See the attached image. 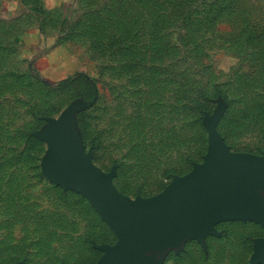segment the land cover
Wrapping results in <instances>:
<instances>
[{
    "label": "rangeland",
    "instance_id": "obj_1",
    "mask_svg": "<svg viewBox=\"0 0 264 264\" xmlns=\"http://www.w3.org/2000/svg\"><path fill=\"white\" fill-rule=\"evenodd\" d=\"M119 1L0 0V264H100L117 244L108 224L111 242L86 240L103 230L82 160L163 226L167 188L215 148L224 184L264 162V0H128L127 38L103 18ZM76 74L91 83L59 89ZM156 263L264 264V223L223 222Z\"/></svg>",
    "mask_w": 264,
    "mask_h": 264
},
{
    "label": "water",
    "instance_id": "obj_2",
    "mask_svg": "<svg viewBox=\"0 0 264 264\" xmlns=\"http://www.w3.org/2000/svg\"><path fill=\"white\" fill-rule=\"evenodd\" d=\"M214 153L207 171L195 175L185 189L177 188V184L167 188L172 187L173 208L164 226L149 217V198L134 200L121 194L112 177L89 159L77 164L75 182L91 184L95 199L85 196L119 239L115 246L104 248L100 264H157L156 260L165 257L170 249L182 248L192 240L204 242L223 222L264 223V162L250 163V181L236 177L224 184L221 179L226 154L223 148H215Z\"/></svg>",
    "mask_w": 264,
    "mask_h": 264
},
{
    "label": "trees",
    "instance_id": "obj_3",
    "mask_svg": "<svg viewBox=\"0 0 264 264\" xmlns=\"http://www.w3.org/2000/svg\"><path fill=\"white\" fill-rule=\"evenodd\" d=\"M174 2H177L179 0H173ZM121 6H124V10H126V12H120L119 14L115 15L116 18L110 14V15H107V10L106 8L109 7V5H104L103 7V18H105V20H109V23H111L112 25H114L115 27H118L117 25V22L118 20H121L120 23H119V26H123L124 23L127 21V18L129 17V14H128V4L130 3L128 0H120L118 2ZM117 3V4H118ZM114 13V12H112ZM121 14V15H120ZM96 27V26H95ZM125 30L122 32H124L126 34V38L128 36V32H129V35L131 34V30L128 31V22H126L125 26H124ZM113 37V36H112ZM118 38L115 37L114 39L111 40L110 44H109V47L110 48H117V47H120L121 44H122V40L121 42H119V44H115L118 40ZM113 46H116V47H113ZM87 80L86 83H91L90 80L88 79V77L86 78V76H84L83 74H76L74 77L72 78H69L67 80H65L64 82H62L60 85H59V89H66V88H69V86L73 83H76L78 82L79 80ZM95 87V85H94ZM95 96L97 94H94ZM7 122L5 123H2L1 122V119H0V150H2V147L1 146H4L3 142H2V132H4V128L6 127V124ZM93 224L95 222V227L103 230V232H98L96 233L95 235H92V234H88L86 240L88 242H93V243H108V242H111V237L114 236L113 232L108 228V226L101 220L100 216L96 213V215L94 216V219H93Z\"/></svg>",
    "mask_w": 264,
    "mask_h": 264
},
{
    "label": "crops",
    "instance_id": "obj_4",
    "mask_svg": "<svg viewBox=\"0 0 264 264\" xmlns=\"http://www.w3.org/2000/svg\"><path fill=\"white\" fill-rule=\"evenodd\" d=\"M76 1V0H75ZM47 2H49L48 4H53L54 2L57 4V5H60L63 3V6L64 7H69L73 4L74 0H47ZM49 7V6H48ZM49 8H52V7H49ZM107 224V223H105ZM110 227V226H109ZM112 229V228H111ZM115 233V232H114ZM117 235V234H115ZM119 240V239H118ZM118 242V241H117ZM112 246H115V245H112Z\"/></svg>",
    "mask_w": 264,
    "mask_h": 264
}]
</instances>
